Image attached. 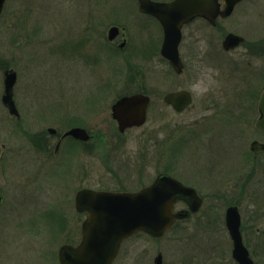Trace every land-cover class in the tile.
I'll use <instances>...</instances> for the list:
<instances>
[{
  "label": "rangeland",
  "instance_id": "obj_1",
  "mask_svg": "<svg viewBox=\"0 0 264 264\" xmlns=\"http://www.w3.org/2000/svg\"><path fill=\"white\" fill-rule=\"evenodd\" d=\"M256 1L264 6V0ZM112 25L122 30L110 41ZM162 41L161 24L139 11L138 0L7 1L0 15V143L7 146L0 170V264H59V247L81 238L86 213L75 209L79 187L136 190L171 165L176 176L202 185L209 195L213 186L203 184L214 177V168L246 160L242 152H250L249 143L264 141L250 136L244 146L243 137L226 133L213 138L214 149L207 153L186 142L200 145L187 126L202 111L196 101L193 109L178 113L163 100L166 92L182 87L183 76L161 56ZM8 67L18 74L14 91L22 124L2 103ZM140 90L152 96L148 120L121 133L111 106L119 96ZM78 121L105 134L91 139L86 151L83 143L72 142L63 164L41 163L30 151L28 142L41 128L63 133ZM66 147L64 142L59 160ZM250 157L244 166L250 183L241 201L244 223L250 225L243 236L256 264H264V165L253 163L264 162V153ZM227 203L206 199L186 228L174 227L161 238L132 236L114 264H134L135 249L144 252L142 264H153L158 251L165 264H233L223 222ZM253 216L256 221H250Z\"/></svg>",
  "mask_w": 264,
  "mask_h": 264
},
{
  "label": "flooded vegetation",
  "instance_id": "obj_2",
  "mask_svg": "<svg viewBox=\"0 0 264 264\" xmlns=\"http://www.w3.org/2000/svg\"><path fill=\"white\" fill-rule=\"evenodd\" d=\"M7 1L8 0H6V3ZM161 1H170V0H161ZM218 3H219L220 11L217 17L213 21L202 16H197L183 26L182 38L179 44V54L182 61L181 72L178 73L171 66L170 61L161 55L168 62L170 70L174 74L183 76L181 82L182 87L180 89L169 90L168 92L165 93V95L169 92L178 91V90H188L192 95L191 102L183 110L181 111L176 110V111L178 113L187 112L195 107L196 101L200 103V110L202 112L198 113V117L193 121V123L187 126L188 127L187 131L189 133H192L195 138L198 136L197 138L200 139L199 140L200 145L195 144L196 140L194 141V139H192L194 142L193 141L189 142L187 139L185 141L188 143H192L193 146L200 149L199 150L200 152H206V153L211 152L214 149L213 144H210L209 146L210 142L212 143L213 141H215L213 138L220 137L226 133L227 135L230 134L232 136L243 137L244 146L247 137L250 136L264 137V130L260 129L257 126V121L261 116L260 100L264 94V6L261 5L259 1L256 0L255 1L240 0L235 4L232 12L229 15H223V12H225L224 10L226 5V0H218ZM141 13L143 15H146L151 20L160 24V21L155 16L144 12ZM230 34L234 35V38L238 37L237 43H234L235 45L234 44L230 45L229 43H226L227 37ZM122 42H125L126 44L125 38ZM122 42L118 45L120 48H123L125 46V45L123 47L120 46ZM9 68L12 67H8L3 70V79H4V71ZM135 93H143L150 97L148 110H147V119L145 121L146 123L148 120V112L152 102V96L149 94L148 91L140 90L137 92L125 93L124 95L119 96L113 102V104L122 96L132 95ZM165 95L163 97V100L166 102ZM195 95H198V98L196 97V100H195ZM166 103L167 105H170L172 107L171 104H169L168 102ZM6 109L8 110L7 107ZM18 110L20 112L19 108ZM10 115L15 116L12 114ZM20 118H21V112H20V116L17 117V119L20 121V124H22ZM114 121L117 123L119 129L117 120L114 119ZM78 122L80 123H77L76 125L70 127L63 133H60L57 128L52 126H49L46 129L41 128L35 134L34 137L35 141L28 142L33 147L30 151L36 153V155L38 154L37 157L39 156L41 163L51 162V164H53L52 166L57 164H63L64 159L66 158V154L68 153L72 154L71 149L74 147V144L72 142L83 143L85 145L83 146V150L86 151L88 150L87 144L91 139H93L95 136H101L102 134H105L103 128H99L97 132H93L88 128L86 122L84 123H81V121ZM144 124L140 126H143ZM140 126H132L130 128H127L124 132L130 130L131 128L140 127ZM73 127H81L86 129L87 133L90 135V139L84 141V140L76 139L71 135L66 136L65 133ZM51 128L55 129L56 132L52 133L50 131ZM50 134L52 136H55L56 138V143L54 147L53 145H51L53 137L49 136ZM206 137H210V140L206 139ZM255 140L264 143L263 140L254 138L249 143L250 152L246 150L242 152L246 156V160L238 161L234 163V165L230 168H226L225 166H219L217 168H214L213 171L214 177L207 179V181L203 184L205 186L206 184L208 185L210 183L213 186L212 188L213 191L209 195L202 192V188H201L202 185L198 187L195 183H192L187 179L176 176L172 171V169L170 170V168H172L170 167L171 165H169V168L166 169L167 171H162L157 174L158 176L159 174L167 173L169 175L178 178L185 185L194 187L199 197L201 198V204L197 211H190L189 202L183 199L179 200L175 204L176 212L177 211H186V212L184 213L185 214L184 216L176 219L174 224L171 226L170 230H172L174 227H181L183 229L186 228L187 227L186 223L191 221L193 218H195L196 215L202 210L206 199H211L212 201L225 200L228 201L225 207L224 217H223L225 228L229 232V228L227 226V221H226L227 209L230 206H236L238 208L241 217L240 230L243 237V242L245 246L248 248V246L244 241L243 230L249 227L250 224L244 223L243 215L241 211V201L245 199V193L248 190V185L250 183L249 175H244V171L246 169L244 166L245 164L250 163V161L252 160L250 155L253 156L254 159L257 155L264 153V149H260L258 151L252 149L251 145L252 142ZM64 142H66V146H67L66 153H64L61 159L59 160L58 153ZM0 145L3 146L2 151L0 152V170H1L3 167L2 166L3 160L5 159V155L7 151V146L5 143H0ZM253 163L258 165L261 164L260 166L264 165V162L261 161L260 162L253 161ZM235 164H239L240 166L236 167ZM71 173L74 176V171L71 170ZM85 174L86 173L84 171V175ZM84 175H83V180H85ZM71 182H72V176H71ZM72 187H73V183H72ZM83 188L86 187L85 186L79 187L76 190L74 196L76 197L77 192ZM114 191H132V190L123 189V190H114ZM0 193L2 192L0 191ZM75 197H74V203H75ZM232 198L234 200H230ZM178 204L179 205L181 204L183 206L177 209L176 206ZM215 206H217V204H215ZM212 214H213L212 216L215 217L217 215V213L213 211ZM256 218L257 217L253 216V218H251L250 221L253 220L256 221ZM141 233L144 232H139L137 234H141ZM150 237L156 238L153 236ZM157 238H161V237H157ZM160 253L162 254L163 257L162 264H165L164 255L162 251H158L157 255L153 259L154 260L153 264H156V258ZM143 255L144 252L141 254L138 249H135L134 264H142ZM231 256H232L231 259L233 264H239L236 261V259L233 257V241H232ZM58 261H59V257H58Z\"/></svg>",
  "mask_w": 264,
  "mask_h": 264
},
{
  "label": "water",
  "instance_id": "obj_3",
  "mask_svg": "<svg viewBox=\"0 0 264 264\" xmlns=\"http://www.w3.org/2000/svg\"><path fill=\"white\" fill-rule=\"evenodd\" d=\"M138 1L141 12L151 14L160 21L163 28L160 53L178 73L181 72L179 44L183 26L197 16L213 21L220 11L218 0ZM238 1L226 0L223 15H229ZM5 2L0 0V15ZM120 32L118 25H112L108 30V38L114 40ZM237 38L230 34L226 43L233 45L237 43ZM124 45L125 42H122L120 46ZM17 77L13 68L4 71L2 101L10 114L19 117L14 97ZM165 100L181 111L191 102L192 95L188 90L172 91L165 95ZM149 101L148 95L135 93L122 96L112 105V116L117 120L121 132L145 123ZM260 110L257 126L264 130V94L260 100ZM50 131L56 132L53 128ZM65 135L84 141L90 139L86 129L81 127H73ZM251 146L255 151L264 149V143L257 140ZM2 148L0 145V152ZM182 199L189 202L190 211L199 209L201 198L196 189L167 173L159 174L151 184L136 191L80 189L76 194L75 206L78 211L87 212L82 224L81 240L77 245L63 244L60 247V264H113L122 243L133 234L144 231L155 237L163 236L176 219L185 215L186 211H175V203ZM2 201L3 195L0 193V204ZM226 221L233 240V257L239 264H255L243 242L241 217L236 206L228 207ZM156 264H162V254L156 258Z\"/></svg>",
  "mask_w": 264,
  "mask_h": 264
}]
</instances>
